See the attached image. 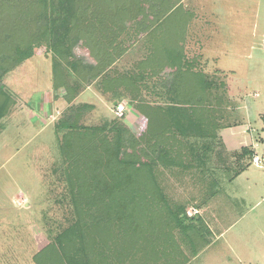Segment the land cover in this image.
<instances>
[{"label": "rangeland", "instance_id": "1", "mask_svg": "<svg viewBox=\"0 0 264 264\" xmlns=\"http://www.w3.org/2000/svg\"><path fill=\"white\" fill-rule=\"evenodd\" d=\"M40 2L12 0L0 10V40L10 37L0 43V264H36L42 251L58 261L53 238L78 216L88 219V209L92 217L99 212L90 202L98 199L108 207L107 222L139 231V239L122 232L101 252L87 241L91 264H264V199L251 208L264 196V166L250 164L230 181L240 166L219 140L220 131L241 132L247 118L254 126L264 116V0H73L72 23L56 37L40 31L34 39L45 24L39 15L49 9ZM11 22H21L24 34L7 32ZM192 99L200 109L189 116L192 127L167 129L164 113L189 110ZM81 102L95 111L78 109ZM117 104L126 107L122 119ZM67 107L83 115L78 125L105 127V150L88 140L72 146L63 131L55 134ZM85 143L97 171L94 164L85 169ZM71 164L79 169L75 198L84 195L80 213L66 178ZM135 166L140 176L152 169L156 194L144 195L155 216L147 222L128 220L134 203L125 197L111 203L122 195L117 179L127 182ZM211 198L212 229L199 218ZM181 210L198 221L178 228ZM154 227L164 231L160 254L152 252L160 246Z\"/></svg>", "mask_w": 264, "mask_h": 264}, {"label": "trees", "instance_id": "2", "mask_svg": "<svg viewBox=\"0 0 264 264\" xmlns=\"http://www.w3.org/2000/svg\"><path fill=\"white\" fill-rule=\"evenodd\" d=\"M31 3L32 2H29V4ZM72 3H73V0H41V2L38 3V5L41 4L44 8H47L48 6L49 9L47 8L46 11H44L41 15H39V19L42 17L45 24H41L42 28L35 32L38 35H35L34 33L32 37H34V39L38 38L39 32L41 31L39 37H44V35L47 33L48 37L51 38V37H54L56 34H58V31L61 30V28L66 27V24L68 25V20L71 24L73 21V18L75 17L74 15L70 14ZM0 5L2 6V8H0L1 12L2 11L5 12L11 8L12 0H0ZM170 15L171 14H168L166 17H169ZM24 25H26V23ZM23 28L25 27H22L21 22H11V26L8 25L5 30L7 32H10L11 35L14 34L15 37H18L19 35L24 34L23 31H21ZM26 40L27 42H29V45H31L32 40L31 39L29 40L27 38ZM4 41H10V37L7 39L2 37V40H0V43ZM13 47H15V49L13 50L14 52L11 55L13 57H16L15 53L17 52L19 48L16 47L15 45ZM98 92L99 94H102L104 97L106 96L105 90L100 89L98 90ZM192 96L194 97V99H196L195 94H192ZM190 103L192 104L191 109L186 110V111L182 110L183 111L182 113H177L175 114V116H170V115H167L168 113L167 114L164 113V117H165L164 123L166 124L167 129H170V128L174 129L176 127L179 129L184 128V130L187 131L188 127L189 128L192 127L191 124L193 123V120L189 119L190 118L189 116L193 113L198 114L200 112V109L197 107L198 105L195 103V100L192 99ZM68 107L66 108L63 116L59 118V120H57L55 124V130H54L55 134L57 135L59 131H63L64 140L66 141V143L68 142V144L72 146L77 145L84 140H88L89 144H91L92 141H95L99 145L101 144L103 147V150H105L109 142L106 140L105 136L99 135V132H103L105 127H89V126L85 127V126L78 125L77 122L81 120L83 115L76 114L74 110H72L71 108L68 109ZM78 109H82V110L86 109L87 111L92 110L93 112L94 106L87 102H81ZM115 117L117 119H122L123 115L115 116ZM185 120L187 122H185ZM196 129L198 132L203 131V128L196 127ZM91 137L92 139H90ZM87 143H85V145H83V149L80 150L81 152L80 157L83 160H85L83 161L85 169L88 168L87 166L91 168L90 165L94 164L95 169H96L95 171H97L99 169L98 166L96 167L97 164L95 162H92L91 159L89 161L88 152H90V150L88 149ZM252 156H253V150L249 147H242L239 151L232 153L233 161L237 165L239 164L240 167L233 173L232 177L229 180L239 175L250 165ZM145 169L147 172L144 173V175L140 176V174H138V168L137 166H135L128 174L125 175V177L128 179V181L125 183H122L121 178H118L117 179L118 182H116L115 188L117 191H120L122 195H119L116 193L113 196V198H111V203H113L115 199L122 202L124 197H125L126 204H128L129 202L134 203L133 206L129 207V210L131 208V211H128L127 213L129 216L128 220L129 221L133 220L134 223L136 219H138V221L147 222L148 220H151L155 216V214H152L153 212H151V210L150 212L146 210L149 207V204H148V201L146 200L147 197L146 195H144V193L149 194L152 197V199L155 197L156 193L154 192L155 183L152 178V169L149 166L148 167L146 166ZM77 171H79V169L75 167V164L69 165L66 178L68 180L70 192L74 196L73 204L75 206V211L76 213L77 212L80 213V211L77 208L78 201L82 199L84 195L80 194L81 197L79 199H76L74 195V189H72L73 185H75V179L73 178V173L75 177V172ZM124 184H127V186H124L122 190H120L121 185H124ZM78 187H80V189L85 190L86 185L82 184ZM118 201L117 203H119ZM90 202L95 207L99 208V212L96 211L92 217V216H89L91 213V210L88 209L87 210L88 214H84V216L85 215L88 216V219L85 220V217L79 218L78 216V220L76 221L77 224L75 226L73 225L69 227L68 229L57 234L53 238V246L51 248H53L55 251L58 252L60 259L57 261L56 258L54 259L50 258L49 254H45L46 252L42 251V252H39L35 257L36 264H40L41 261H42V264H51V262L53 261H55L53 264H91V261L89 258V245H87V241L98 242L97 244L98 246L96 245V249L101 252L109 248L107 240H112V242H115L116 235L122 236V232H124V234L127 233L128 237L131 236V234L136 235V237L139 239L138 237L139 231L137 230L131 231V229L125 230L123 229L124 224L120 222L116 223L117 220L115 221V219L111 220L110 221L111 223L107 222L108 218H106L105 215L102 214V212L104 210H108V207H106L103 204L102 199H98L95 202L90 200ZM141 204H142V207L137 209V207H139ZM136 209H137V213H135ZM147 213H150V214H147ZM145 214H146V217H144ZM129 221H126L127 227L128 228L134 227ZM197 221H198L197 216L187 218L183 210L177 212L176 215L174 216V222L176 223L175 225L181 229L185 227L186 225H189L190 223L197 222ZM158 229L159 231H157ZM158 229L155 227L153 228L152 237H154V240H153L154 243L160 246L157 249L156 246L154 245L152 252L157 251V253L160 254L164 251L163 245H166V243H164L163 241L164 231L162 230V228H158ZM187 229H192V228H187ZM115 260L117 261L114 262V264H121L118 258H116ZM164 261H171V260L169 259V260H164ZM144 263L145 261L142 263L131 262L129 264H144ZM165 263H168V262H165Z\"/></svg>", "mask_w": 264, "mask_h": 264}, {"label": "crops", "instance_id": "3", "mask_svg": "<svg viewBox=\"0 0 264 264\" xmlns=\"http://www.w3.org/2000/svg\"><path fill=\"white\" fill-rule=\"evenodd\" d=\"M87 90H89V89H87ZM84 92L85 91L81 92L79 94V96L81 94H83ZM97 97H98V95H97ZM258 116H259V120H258L257 123L255 121V125L254 126L251 124V122L249 121L248 118L246 120L243 118L245 120V122H247L248 124H247V127H245L246 125L237 126V128H241V130H242L241 132H233V133H228V134H222V132L220 131L219 138H220V140H221V142H222V144L224 146V149L228 153L237 152L242 147L251 148L253 150V156L254 155L261 156L264 153V116L261 113H259ZM246 134L249 135L248 139L246 137ZM257 148H259L262 151L261 155L257 154ZM250 164H252L251 161H250ZM248 167L243 172H241L239 175H237L236 177L232 178L231 180L239 178L240 176H242L246 172V170H248ZM252 184L254 185L255 188H257V186L259 185L257 180L256 181L254 180V182ZM212 198L210 199L209 203L204 208L201 209V213H200V216H199V218H202L208 224H210V227L212 226V224L215 223V221H212L211 217H209L208 214H207L208 212H210V211H212L214 209V206L213 207L211 206V205H213L211 203L212 202ZM263 199H264V196L260 197V198H256V201L254 202V204L252 205L251 208L256 207ZM211 229H212V227H211ZM226 230L218 232V235H217L216 239H220V237L226 232ZM196 238H200V237L198 236ZM212 242H214V241H212ZM212 242L207 244L204 248H208L210 246V244H212ZM171 261H174V260H171ZM159 264H162V263L159 262Z\"/></svg>", "mask_w": 264, "mask_h": 264}, {"label": "built area", "instance_id": "4", "mask_svg": "<svg viewBox=\"0 0 264 264\" xmlns=\"http://www.w3.org/2000/svg\"><path fill=\"white\" fill-rule=\"evenodd\" d=\"M126 107L123 104H117L114 109L115 116H122ZM252 164L261 167L264 166V153L261 156L254 155L251 160ZM197 213V212H195Z\"/></svg>", "mask_w": 264, "mask_h": 264}]
</instances>
